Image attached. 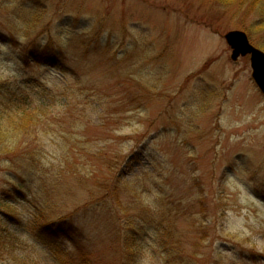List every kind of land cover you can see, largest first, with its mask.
I'll return each instance as SVG.
<instances>
[{
	"label": "rangeland",
	"instance_id": "374dc122",
	"mask_svg": "<svg viewBox=\"0 0 264 264\" xmlns=\"http://www.w3.org/2000/svg\"><path fill=\"white\" fill-rule=\"evenodd\" d=\"M252 20L215 0H0V105L18 92L43 121L1 158L0 264H123L132 229L136 264L165 263L167 233L185 264H264V95L224 37ZM47 45L59 59L31 54ZM63 218L72 241L39 237Z\"/></svg>",
	"mask_w": 264,
	"mask_h": 264
},
{
	"label": "trees",
	"instance_id": "16d2710c",
	"mask_svg": "<svg viewBox=\"0 0 264 264\" xmlns=\"http://www.w3.org/2000/svg\"><path fill=\"white\" fill-rule=\"evenodd\" d=\"M218 4L224 6H232L233 4L238 5L239 8L245 10V16H252V20L249 25L246 22L240 23L239 26L241 29L246 31L249 36H258L264 37V0H215ZM260 48L264 50V38L263 42L257 44ZM49 46L47 45L42 52H39L38 49L31 50L33 56H39L42 58V61H53L55 58L59 59V55H56V52L49 54L47 51ZM25 62H29V57L27 53L25 55ZM56 65V63H54ZM7 99V102L4 105H0V160L3 158V155H9L12 151L18 146H15L13 143V138L20 139L23 136L28 137L38 130L40 123H43L41 120V111L39 106H33L31 103L23 100L18 92H14L9 96H4ZM5 101V100H4ZM46 117L50 118L48 115ZM44 117V121H48V118ZM27 149V148H26ZM29 158L26 159L33 163L38 161L39 154L35 150H27ZM0 163H5V160L2 159ZM25 163V159L21 162L20 165ZM12 189H16V184H14ZM10 191L8 190L7 193ZM10 194V193H9ZM14 197V195H11ZM1 200V199H0ZM8 211L6 210V205L4 206V214L7 215ZM1 219V218H0ZM57 225L54 221L46 222L42 229L44 235H39L45 239V241L53 242L56 234L57 237H62L64 235L67 239L73 240L70 237V232L74 233L73 224L69 226L67 224L66 218L58 220ZM68 233V234H67ZM132 234H126V239L124 242V254H123V264H136L138 257L137 248L140 246L139 239L136 234L137 230L132 229ZM3 239L4 245L8 240L9 243L15 245L12 240L6 239L4 236L0 235ZM162 243L165 250V263L162 264H185V258L182 255L180 248L176 246L177 241L172 234H163ZM14 242H20V239L15 240ZM175 246L177 248H175ZM55 257L59 260L61 264H66L67 261L62 258L59 252H54ZM82 264H92L86 256L83 257Z\"/></svg>",
	"mask_w": 264,
	"mask_h": 264
},
{
	"label": "water",
	"instance_id": "95a60500",
	"mask_svg": "<svg viewBox=\"0 0 264 264\" xmlns=\"http://www.w3.org/2000/svg\"><path fill=\"white\" fill-rule=\"evenodd\" d=\"M225 40L232 49L231 58L250 56L252 77L264 95V50L254 45L244 30H231L225 34Z\"/></svg>",
	"mask_w": 264,
	"mask_h": 264
}]
</instances>
